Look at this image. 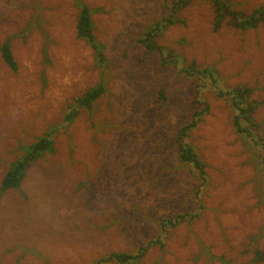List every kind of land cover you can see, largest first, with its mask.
I'll return each mask as SVG.
<instances>
[{"label":"rangeland","instance_id":"rangeland-1","mask_svg":"<svg viewBox=\"0 0 264 264\" xmlns=\"http://www.w3.org/2000/svg\"><path fill=\"white\" fill-rule=\"evenodd\" d=\"M74 1L0 0V44L14 36L17 67L14 73L0 56V184L26 146L50 127L57 130L52 153L37 160L20 190L0 197V264H96L149 242L128 264H264L256 253L264 256V172L252 161L256 149L245 152L234 134L227 99L209 88L201 94L208 113L192 140L207 164L203 186L180 165L173 145V129L193 111V86L173 66L162 67L132 46L160 19L161 5L83 0L100 9L92 20L107 66L99 70L90 47L76 38ZM234 3L249 14L264 0ZM36 12L43 28L36 23L25 34ZM184 15L187 25L167 30L160 43L183 61L212 67L220 88H252L251 98L262 102L254 114L264 128V25L214 32L205 0ZM42 31L51 39L49 63L42 59ZM99 81L107 91L97 115L90 120L81 112L65 126L67 104ZM161 88L165 103L155 101ZM184 212L195 219L160 231V221Z\"/></svg>","mask_w":264,"mask_h":264},{"label":"trees","instance_id":"trees-1","mask_svg":"<svg viewBox=\"0 0 264 264\" xmlns=\"http://www.w3.org/2000/svg\"><path fill=\"white\" fill-rule=\"evenodd\" d=\"M161 5L163 13L157 21L149 27H146L142 34L133 41L132 46L142 50L145 54L154 57L162 67L174 68L175 75L188 82L192 88V96L190 102L193 111L189 116L181 118L178 125L173 129L174 140L173 145L177 152L180 165L189 170L195 177H199L203 186L207 182V164L203 161L200 151L194 146L192 133L198 127L203 116L208 113V104L201 102V94L205 88L212 89L219 97H225L228 101V107L231 111V127L234 134L248 148L256 150L250 151L252 161L257 164L259 169L264 172V128L254 114L255 110L262 103L256 99H252L253 89L245 84H238L232 88H220L218 85V73L212 67H201L195 61H183L174 51L163 46L160 42L164 33L175 27H185L187 19L184 15L185 11L198 0H153ZM209 5L212 14L211 25L212 30L217 32L223 27H230L242 32L255 30L259 26L264 25V5H260L252 10L249 14L235 9L234 0H205ZM74 5L78 8L75 20L76 38L88 45L92 51L93 61L99 70H103L107 66L105 45L98 41L94 36V22L92 15L97 12V8H90L83 0H75ZM100 10V9H99ZM42 22H45L40 14L36 12L31 21L28 22L25 34L29 32L33 25L42 29ZM34 28V27H33ZM44 35V46L42 47V59L49 63L47 45L51 42L47 31H42ZM22 36V35H21ZM24 38V36H22ZM13 35L7 36L5 41L0 44V56L6 66L11 71L16 72V63L11 51V40ZM43 85L46 79H42ZM107 88L103 81H99L92 88L85 91L82 95L76 96L63 111L64 125L72 124L74 118L81 112L92 119L97 115L98 102L106 93ZM167 100L166 89L161 88L157 92L155 101L165 103ZM202 104V105H201ZM201 105L202 107H198ZM104 125V123H103ZM55 127L50 129L44 136L38 138L34 143L24 148V154L15 160L8 167L0 184V197L7 191H18L22 183L27 177L28 171L33 167L39 158L46 153H52L54 150V139L51 138ZM55 132V133H56ZM54 133V134H55ZM119 219H124L121 215ZM135 218L133 216L129 217ZM195 216L191 213L184 212L171 219L162 220L158 223L160 231L166 232L169 228H175L179 223L185 220H193ZM151 244L139 247L133 254L109 253L107 256L99 259L96 264L106 263L108 261H117L120 264H128L141 258ZM255 247V251H256ZM259 259H264L263 253L256 251ZM226 264V263H221Z\"/></svg>","mask_w":264,"mask_h":264}]
</instances>
